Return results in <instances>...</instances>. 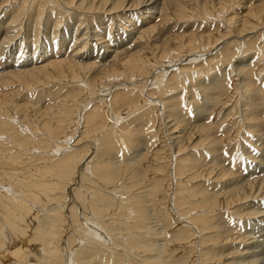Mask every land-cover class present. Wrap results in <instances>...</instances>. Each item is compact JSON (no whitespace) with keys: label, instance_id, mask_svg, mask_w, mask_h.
<instances>
[{"label":"bare ground","instance_id":"6f19581e","mask_svg":"<svg viewBox=\"0 0 264 264\" xmlns=\"http://www.w3.org/2000/svg\"><path fill=\"white\" fill-rule=\"evenodd\" d=\"M0 1V9H6L4 13L6 15L4 16L9 17V24L14 22L15 24L18 23L15 20H19L21 17L25 18L26 16H28V14H30L29 10L32 9L31 7H35L34 9L36 17L34 16V19H32L33 21L31 20L32 25H30L29 23L30 27L34 31V34L31 33L32 35H35V33L38 35V27L40 28V26L44 27L43 32L45 33V30H47L48 27H51L50 25L53 21L55 23H61L63 21L62 20L60 22L62 17L66 16L65 25L67 28H62L64 29V32L61 31L60 35L58 31L59 28H51L49 36H47L50 39V36L52 35L51 41H43L44 44H41V48L43 49L44 54L56 53V46H58H55V40H57L56 35H60V42H58L60 46H64V43H66L65 38H73V35H78L79 27L81 25L79 27L75 26L73 30L72 26L74 24L73 20H75L76 22H79L81 20V15L86 18L87 23L89 22V20H93L94 18L96 19L97 23L99 22V24H97L98 26L94 27L96 28V30L98 28L96 32H92L93 30H91V32L88 30L82 31V35L84 36L91 35L94 37L89 41L85 39V41L81 40L83 43H80V47L72 49L73 57L76 61H67L62 59L57 60L55 58L56 61L39 66H33L27 71H21L19 69L20 67L24 66L22 64H8L7 66H4L0 69V88H3V84H5V88L7 89L13 87L14 83H16V86L18 85L17 89H8L9 95L5 93L7 91L6 90L4 92L5 94H2L0 96V260L8 262L7 264H22L27 259H37L39 262L37 261L36 264H65V256L67 252L69 253L70 259H73V264H89L90 262L88 263V261H90L91 259H97V262L96 260L91 261V263L94 262L96 264H100L98 259H103L105 261V264H122L124 262L127 264H135L133 257H126L124 252L125 249L136 250L142 245L143 247H148L150 251H156L154 249H156L157 244L155 245L154 241L153 244L151 243L150 245H148L149 241H151L153 238L152 236L156 234V231H153L151 232L152 234H149L151 235L149 239L145 238L144 233L146 232H142L143 229H146L145 223L147 213H143V203H146L147 201L146 198H144L145 195H142L143 197H141V195L136 193L137 195H139L137 196L139 199H137L136 195L132 193L135 196L133 197L135 198V201L132 198L133 195L131 196V194V198L125 197L129 193V191H127L128 189L138 186V184L136 185V179L137 177H139V173L137 172L136 168H131V164L133 163L130 162L127 165L123 164L117 166V162L112 161L114 159L110 160L109 156H112L111 153L113 152V150L116 148V146H119L117 145L118 143L120 144V142H122L121 145L123 149H126L129 146L130 142H132L133 140V138L131 137V133L133 131L136 132L138 128H143L145 126L147 127L150 124L149 118L154 111H157V107L154 106L155 104H151L150 106L148 105V107L147 105H142L146 103L143 102V98H141L139 94L144 97L145 92L140 89H136V83L139 82H136L134 84L132 82V78H139L140 80L142 79L140 84L143 85V83H145L147 79L149 80L151 78L155 83L158 80L160 81L161 77H163V79L165 78V85L169 86L168 88H176V86L178 88H183L185 87L184 79H186L187 77V83L189 81H192V83H197L199 87L200 84L198 83V78L202 75L207 74L212 68H215L217 66L216 59L218 57L222 58V63L225 60V64H227L228 60L234 58L233 56L235 54L232 55L231 53V48L234 47V44L241 46L240 44L244 41V46L247 47L249 45H252V47H254L255 44L251 43L250 40L247 41V38L245 37V35L247 34L244 33H249L250 30V33L254 34V32H256L258 29H262V26L264 27V8L259 7L261 5H256L252 9L249 8V13L247 12V14H244L246 12L245 10H248V7L245 4L237 3L236 6H238V8L240 9H245V12L243 14L241 12H237L235 15H229L228 17L226 16L227 21L225 22H228L230 24L232 21V24H234H231L233 30L231 29L227 34H220L218 37L209 36L205 33L201 35H183L180 32L175 33L168 38L167 35L169 33V30L163 31V26L159 28L156 26V23H153L151 25V21H148L149 18H155L157 17V15H161L162 13L163 15H165L166 13H168L167 11H173L172 13L180 19H187L186 16H195L187 7L180 8L177 6H173V0H49V4H47V6L46 0H12L10 6H6V8V2L9 0ZM222 1L223 0H200L199 2H197V7H199L200 11L204 14H211L212 8L213 12L216 8V10H218L217 13H222L226 8H228V10L230 8L229 5H226V3H222ZM168 4L170 7L167 6ZM51 9L55 10L52 11ZM44 11L46 13L43 24L41 17H43ZM56 12L57 15L59 14V16L57 17V19L51 21L53 19L52 16H54V13ZM61 14L63 16L61 17V19H58ZM168 16L170 15L168 14ZM3 18L0 17V53L3 52V49L7 50L8 43L16 40L15 37L18 35L17 33L10 32V30H8L9 26L8 24L5 25ZM237 18H239V22H236ZM28 19L30 20V17H28L27 20ZM138 20L141 21V23L137 26ZM114 21L119 23V32L115 31V34H113V39L106 38L107 40H105L104 36L102 35L103 30L100 25H105L107 22L113 23ZM89 23L90 25L92 24L91 22ZM14 25H12V27ZM83 26L84 25H82V27ZM19 27L20 26H18V28ZM28 27L24 29H28ZM217 30L219 29L217 28ZM17 32L20 31L17 30ZM144 35L147 36V40H145L144 43L137 44L133 48L124 47L129 41H132L133 38H137L139 36L138 38L140 39V36L143 37ZM20 40H22V38ZM30 43H33L34 45V42ZM22 44V42H18V50L21 49ZM86 45L88 46L86 51L82 50ZM216 46H219L216 50L219 54H216L214 56H206L205 60L203 59V64L208 66V68H203L200 66L197 67L196 64L190 62L187 64H182L181 62V64H178L176 67L174 66V69L176 71L172 70V72L171 69L170 71L168 69L169 72H167V70H163L164 68L162 69V67L164 66L162 64L165 63L166 59H172L177 55L179 56V54H182L181 56H183L184 52H188L187 54H189L191 50L195 49H198L200 51H208L211 49L213 50L212 47ZM122 48L123 50L117 53L118 49L121 50ZM35 49L33 50L35 51ZM81 50L83 52H80ZM202 53H200L199 56H203L201 55ZM22 54L23 53H21L19 50L16 55V61L19 60ZM119 56L123 59L119 58ZM68 57H71V59H73V57L70 55ZM237 63L240 64L241 61L239 60ZM193 71H196L195 76H192ZM54 76L61 77V80L63 79L70 84L69 90H59L53 95L50 93L51 97L55 96L58 101H52L51 98H49L48 101H52V103L49 102V104L44 106H37V108H35V104L37 103L35 101H29L31 103L28 102L24 108L23 106H20V104H15L14 106L12 100L14 98V94L18 93L19 85L20 88L31 89L35 85L38 86L48 82ZM121 77L124 80H121ZM78 81L80 83L82 82L85 87H81L78 84ZM115 85H117V87ZM134 85L136 86V88ZM159 85L161 84L159 83ZM100 87L102 91H100ZM151 89L152 91H154V88ZM199 90L201 91V93H205L208 91L206 89L205 91H203L202 88H200ZM152 91L146 90L147 96L149 95L148 97L153 95L154 92L152 93ZM85 94H88V98L92 99L91 103L87 104L85 102ZM173 94L177 93L174 92ZM210 96L211 95H208L207 98H212V96ZM110 97L111 100L109 99ZM166 100H168V97L166 98ZM141 102L143 103L141 104ZM163 103H166V105H163V107H167L164 111L162 110L164 113H166V117L168 118L174 116V113L171 111L170 104L164 101ZM172 104L173 103L171 101V105ZM27 107H30V110H32V108L35 109L34 115H32L31 118V116L27 114V118L25 120L26 124L20 126V121H18L17 116L14 115L18 114V112H20L21 110L27 111L25 110V108ZM68 108H72V110L77 111L79 116V120L75 123V126H72V128H67L65 126L67 125L65 115H68V112H71V110ZM55 111L56 116L55 119H53L54 116H52L51 114ZM108 111L111 113L112 119L115 121V123L117 119L121 117L120 119L123 120L120 123L121 126L112 128L111 125L106 124L108 123L107 121L109 119ZM123 111H126V114L123 116H119V113ZM140 111L142 113L141 116L136 117V115ZM35 114H37V117H35ZM133 116L136 117H134L135 120L139 121H135V125L132 122L133 126H131V122H128V119L132 118ZM174 117V119L177 118L176 116ZM39 118H42L40 122H43V125H45L40 130L41 132H43V137H39L38 134L39 126L37 124V120H40ZM80 120H82L81 122L84 123L82 124L83 129L79 133L81 134L80 138L72 141L71 139L73 133L76 131L77 124L78 122H80ZM170 121H168V124L170 123ZM60 124H63V126H61ZM172 125L173 124L169 126L166 124L165 128L167 127L166 131L167 129L168 131L170 130L167 133L171 135L170 137L172 142L175 144V146H177L179 157H176L174 164H172L171 162L170 163L172 164V171L174 172V175L176 177L179 176L180 178H183L182 176H184L185 178L187 174L189 175L188 172L193 170V164L195 162H193V160L188 156L180 157V153L182 155V152H184L188 147L186 145L183 146L182 144V140L185 139L188 129L185 128L184 132L183 127H179V129H176L177 125L172 129ZM144 130L141 129V131ZM99 132H102V134H100L99 137H96ZM160 132L161 131H156L155 133L153 131L151 135L154 137ZM139 134L135 135L134 133V136H136L140 141L141 139H139ZM95 137L96 139H94ZM92 140H96V148L93 151L94 155L92 153L93 156L91 155L90 160L86 165L80 166V161L83 160V158L88 153L90 148L89 146L91 145L90 141L92 142ZM118 140L121 141L116 143ZM81 141L83 143L84 141H86V143L75 150L74 146L80 145ZM198 141H200V139H198ZM93 143L94 142H92V144ZM198 144V142L195 143V145L197 146ZM32 147H36L37 149ZM141 147L143 146H140V149ZM138 151H136L137 154ZM155 151L156 152H154L153 154L151 153L152 155L149 156L147 161L153 163V161L158 162L159 160L164 159V157L159 156V153L162 152H158V150ZM118 152L121 151L119 150ZM194 159H196V157ZM122 161L123 158L121 157V160L119 162ZM197 161L198 159L196 160V162ZM159 164L149 165V167L147 166L145 170V172L147 171L146 173L154 172L156 174H163L161 178L156 180L154 179V181L149 184V187L151 185L155 193L167 191L169 187L168 181H170L168 175L169 164L168 166L164 163L160 165ZM79 167V171L82 172V174L80 173V176L78 175L79 178L77 179V184L79 183V186L73 193L74 196H71L68 205L66 204V206L63 203L61 204V202L66 201V187L73 181L74 175L77 173ZM172 171H170L171 175ZM126 180H128V182H126ZM184 181L182 179V181L180 180L176 185L179 191H176L175 194L179 196H174L171 194L170 195L178 197V199H175V205L173 204L174 208L176 210H183V208H185V210L181 212L188 215L192 213V210L198 211L201 206H199V204L203 203L204 201L207 202L209 198L202 197L201 200H196V202H194L193 200H188L189 196H198L197 191L199 190V188L198 190L191 189L186 185V183H183ZM254 181H256V183ZM254 181L250 183L252 184V186L250 187L249 191L239 186V188L234 193L236 200L241 199L245 202L247 201L245 200L246 198L248 199L251 196H257L259 191L260 194L262 193V191V195L264 194V184L262 185L260 182L262 181L263 183L264 181ZM73 182H75V180ZM171 182L172 181H170V183ZM236 184H238V182ZM76 185L74 187H76ZM111 186L114 187L112 188ZM215 186L216 185H214V187ZM114 188L118 191V193L116 191L117 194H112L111 191ZM133 189L134 188H132V190ZM124 190L128 192L127 194H124L125 196H123L125 197L123 198V201L127 202V204L125 205L120 200L122 199L121 193L126 192ZM145 192L146 191H142L140 193L145 194ZM215 193L213 194V196L215 195ZM131 199L133 201H130ZM162 202V199L155 200L154 208L157 213L163 214V216L165 215L163 217L164 219H169L170 214L167 212L169 209L165 210ZM226 203L225 205H227ZM79 206H81V209L82 211L84 210V212L85 210H89L92 218H94L93 220L95 222V225H99L102 227L104 226V229L102 228L103 231H98V234L95 231V234L93 232V228L89 229L80 223V218L77 215ZM202 215L197 212L196 214L192 213L189 215L190 218L188 219L189 222L194 224L193 226H198L195 227V229H199L200 233H202L199 238L200 240L198 241L200 245L204 246L210 242H213V236H215V234H217V236H220L219 238H217V242L226 241L227 239L234 240L236 238L237 234L236 236H233L231 234V236L225 231L221 232L224 233L222 235L218 234L219 232L215 234L207 233V231H209L211 227L207 225L205 216ZM85 216L87 215H83V220H86ZM78 224L83 226L82 229H88V231H91V233L93 234H91L90 236H93V238L84 235L83 241L80 242L77 248L72 250L71 246L73 242H75L76 238L84 233V231L76 228V225ZM90 224H92L91 221ZM177 225L178 224H176V226ZM68 227L70 229H68ZM75 229L78 231L77 234L74 232ZM180 230L181 231L178 233L175 232L176 234L173 236L172 240H187L191 235H193L191 228L185 229L184 227L183 230ZM258 230L259 232H261L259 236H262L264 238V226L260 227ZM113 233H117L118 235L120 234L122 236L115 237L111 235ZM104 236L107 240L103 238ZM247 239H245L246 242L248 241ZM63 240H65V246L62 242ZM246 242L240 241V244H245L244 248L241 247V250L243 249L242 252L240 250L241 254H243L241 256L247 259H251L253 257L254 259H260V253H255L253 250L251 251V253L249 252V247L252 246L251 241H249V243ZM214 245L215 244L213 243V246ZM224 245L226 244L224 243ZM263 245L264 242L260 241V244H256L255 247H260V249H263ZM213 246L212 249L215 248H213ZM234 248L236 249L238 247L235 246ZM36 249H41V254H37L38 251L36 253ZM212 251L213 250L210 251V249H207V251L201 252V258L199 259H211L208 257H213L211 255L213 253ZM155 253L154 255L151 254L153 257H150L148 254L147 255L149 257H144L145 255L143 257L144 259L149 260L157 259L156 257L157 255L159 256V254H157V251ZM190 256L191 254L189 255V257ZM188 258H186V260Z\"/></svg>","mask_w":264,"mask_h":264},{"label":"rangeland","instance_id":"374dc122","mask_svg":"<svg viewBox=\"0 0 264 264\" xmlns=\"http://www.w3.org/2000/svg\"><path fill=\"white\" fill-rule=\"evenodd\" d=\"M11 1L12 0H9L6 2L5 8H6V6H10ZM199 1L200 0H182V1L181 0H176V1L173 0L172 1L173 6H177L180 8L181 7H187L189 10L192 11L191 13H193V15H195L194 17L186 16L187 19L186 18L180 19L175 14L172 13L173 11H167L168 13H166L165 15H163V13L161 15L159 14L155 18H153V17L149 18L148 21H151V23H150L151 25L153 23H156V26L159 28H161L163 26L162 27L163 31L169 30V33L167 35L168 38H169V36H172L173 34L180 33V32L183 35H185V34L186 35H188V34L189 35L190 34L191 35H193V34L201 35V34L205 33V34H208L209 36L218 37L220 34H227L230 32L231 29L233 30L232 25H234V24H232V21L230 24L228 22H225V21H227V17L229 15H235L237 12H241L243 14L245 11L246 12L244 14H247V12L249 13V10L252 9L256 5L257 6L261 5L259 7L264 8V0H226V1L223 0L222 3H226V5H229V7H230L229 10H228V8H226L224 10V12H222V13L218 12L217 13L218 10H216V8H215L214 9L215 11L213 12V8H212L211 14H204L200 11V8L197 7V2H199ZM48 2H49V0H46V6H47V4H49ZM177 3L179 4V6ZM237 3L245 4L248 7V10L238 8V6H236ZM167 6H169V4ZM240 6H242V5H240ZM31 8L32 9L29 10L30 14H28V16H26L25 18L21 17L19 20H15L16 22H18L16 24L14 21H13L14 23L9 24V17L4 16V15H6V14H4L6 9H3V10H1L2 8L0 9V17L1 18L4 17L3 20H4L5 25L8 24V26H9L8 30H10V32H14V33L18 34L15 37L16 40H13V41L8 43L7 50L3 49V52L0 53V69L3 68L4 66H7L8 64H12V65H21L22 64L24 66L20 67L19 69L21 71H25V70L27 71L33 66H39L42 64H47V63L56 61V59L57 60L62 59V60H67V61H69V60L76 61L73 57V50L72 49H75L76 47H80V43L81 44L83 43L82 41H85V40L89 41L90 39H93V37H94L91 35H85L84 36V35H82V31L88 30L91 32V30H93L92 32H96L98 30V28H97V30H96V28H94V27L98 26L97 24H99V22L97 23L95 18L93 19L94 21L89 20V22L92 23L90 25L89 22H88L89 24L87 23L86 18L81 15L82 16V17L80 16L81 20L79 19L80 20V21L78 20L79 22H76L75 20H73L74 24L72 26V30H73V28L75 26L79 27L81 25L79 27L78 35L75 36L72 34L74 36L73 38H65L66 43H64V46H60V44L58 42H60L59 39H60L61 31L64 32V29L67 28L65 25L66 16H63L62 14L60 15V17L58 19H61V17L63 16L62 19L60 20V22L62 20L64 22L63 21L61 23L56 22L57 26H58L57 27L56 23L53 20L57 19L59 14L57 15V12L54 13L55 17L52 16L53 19L51 21H53V22L50 25L51 27L50 28L48 27L49 30L48 29L45 30V33H44L43 32L44 27L39 25L40 28L38 27L39 30L37 29L38 35L36 33H35V35H32V34H34V31L30 27V25H32L31 24L33 21L32 19H34L33 18L34 16L36 17V13H35V9H34L35 7L33 6ZM51 10L53 11L55 9H51ZM45 13L46 12L44 11L43 17H41L42 21L44 20ZM168 14L170 16H168ZM28 17H30V20L29 19L27 20ZM141 19H143V18H141ZM106 20H107V18H106ZM98 21H99V19H98ZM81 22H84V23H81ZM236 22H239V18L236 19ZM29 23H30V25H29ZM140 23H141V21L138 20L137 26ZM43 24H44V21H43ZM93 24H95V25H93ZM12 25H14V26L12 27ZM82 25H84L85 27L84 26L82 27ZM89 25L92 28H90ZM101 25H104V24H101ZM101 25H100V27L103 30L102 35L104 36L105 40H107L106 38L113 39V37H114L113 34H115V31L119 32V29H120L118 26L119 23L116 21H114L113 23L107 22L104 26H101ZM18 26H20V27L18 28ZM27 27H28V29H24ZM215 27H217L219 30H217V28H215ZM51 28L52 29L53 28L54 29L59 28L58 31H59L60 35H56L57 40H55L56 41L55 46L56 45H58V46H56V48H57L56 53L44 54L43 49L41 48V46H42L41 44H44V42H47V41H51L52 35L50 36V39L47 37V36H49ZM62 28H64V29H62ZM261 28L262 29H258L256 31L258 33L254 32V34H251L250 30H249V33L248 32L244 33V34H247V35H245V37L247 38L246 40L247 41L250 40L251 43L255 44L254 47H252V45H249L247 47L244 46L245 45L244 41H243L244 44H243V42L240 44L241 46L234 44V47L231 48L232 52L230 51L232 53V55L235 54L233 56L234 58L228 60L227 64H225L226 61L224 60L222 63V58L218 57L216 59L217 60L216 65L217 66L215 68H212L210 70V72H208L207 74L202 75L201 77L198 78V83L200 84L199 87H198L197 83H194V82L192 83V81H189L187 83V77H186V79H184L185 80L184 81L185 87H183V88H180V87L178 88L177 86H176V88L175 87L174 88H168L169 86L165 85L166 82H165V78L163 79V77H161L160 81L158 80L161 85H159L158 81H156L157 83L156 82L154 83L151 78L149 80L147 79L148 81L146 80V82L143 83V85L140 84L142 79L140 80L139 78H134V79L132 78V80H133L132 82L134 84L136 82H139V83H136L137 88L134 85L135 88L138 90L140 89L143 92H145L144 97H142L141 94H139V96L141 98H143V102L146 103V104H142L143 102H141V104L145 105V106L147 105V107H148V105L150 106L151 104H155L154 106L157 107V111H154L151 114V117L149 118L150 124L148 122L149 125L147 127L145 126L143 128L142 127L138 128L136 130V132L133 131L131 133L132 134L131 137L133 138V140H132V142H130L129 146L126 149H123V147L121 145L122 142H120L121 140L120 141L118 140L116 143L120 142V144L119 143L117 144L119 146L118 147L116 146V148H115L116 150L114 149L113 152L111 153L112 156H109L110 160L114 159L112 161L117 162V166H120L123 164L127 165L130 162L133 163V164H131V168H136L137 172L139 173V177H137V179H136V185L138 184V186L132 187V188H134L133 190H132V188L128 189L127 191H129V193L126 190H124L126 192L121 193L122 199H120V200L125 205V204H127V202H124L123 198H125V197L131 198V196L133 194H135L136 198L139 199L137 196L141 195V197H143L142 195H145L144 198H146L147 201H146V203H143V209H144L143 213H145V212L147 213V214L145 213L146 214V223H145L146 229H143L142 232L143 231L146 232V233H144L145 238L149 239L151 236L149 234H152L151 232L156 231V234H155L156 236L155 235L152 236L153 238L151 241H149L148 245H150L151 243L153 244V241H154L155 245L156 244H157V246L159 245L158 247L156 246V249H154L157 251V254H159V256L157 255V257H156L157 259H150V260L144 259V257H149V256L151 257L152 255H154V253L156 251H150L148 249V247L146 248V247H143L142 245L140 248H137L136 250L125 249L124 252H125L126 257H128V256L133 257L135 264H264V253H263L264 252L263 251L264 245L262 246L263 249L262 248L260 249V247H255L256 244H260V241L264 242V238L262 236H259V234H261V232H259V230H258L260 227L264 226V194L262 195L263 191L261 194L259 191V193H258L259 195L257 194V196H255L256 199L254 196L253 197L251 196L248 199L246 198L245 200H247V201H245V202H244V200H241V199L236 200V197L234 194L236 192V190L239 188V186L241 188L247 189L249 191L250 187L252 186V184H250V183H252L254 180H257V181L263 180L264 181V156H263L264 154H262V153H264V27L262 26ZM30 29H32V30H30ZM94 29H95V31H94ZM13 30H15V31H13ZM17 30L20 32H17ZM30 31H32V32H30ZM68 31H69V28H68ZM46 33H47V35H46ZM231 33H233V32H231ZM21 34H23V35H21ZM42 34H44V35H42ZM27 37H28V39H27ZM42 37H43V39L44 38L45 39L43 40ZM138 37L137 38L135 37L136 39L133 38L132 41H129L124 47L133 48L135 45L140 44V43H144V41L147 40L146 35H144L143 37L140 36V39ZM21 38H22V40H20ZM30 39H31V41H30ZM137 39H139V40H137ZM251 39L252 40L254 39V40L252 41ZM19 41L23 43L21 46V49H19L20 52L23 54L21 55L19 60L16 61V55L19 52V50L17 49V45H18ZM29 41L34 42V45L36 44L37 46L36 45L34 46L33 43H30ZM196 42H198V41H196ZM30 44H31V46H30ZM71 44H72V46H71ZM24 45H25V48H24ZM35 47H36V49H35ZM87 47L88 46L86 45L82 50L86 51ZM218 47L219 46L212 47L213 50L211 49L208 51H200L198 49H195V50H191L189 52V54H187L188 52H184L183 56H181L182 54H179V56L177 55L178 57L176 56L172 59H166L165 63L162 64V65H164L162 67V69L164 68L163 70L164 71L167 70V72H169L170 69H171V71L172 70L176 71L174 69V66L176 67L178 64H181V62H182V64H187L190 62V63L196 64L197 67L200 66L203 68H206V67L208 68V66L203 64V62H204L203 59L205 60L206 56H210V55L214 56L216 54H219L216 51ZM13 48H14V50H13ZM248 48H251V49H248ZM33 49H35V51ZM82 50L80 52H83ZM122 50H123V48L121 50L118 49L117 53L119 51L121 52ZM200 53H202L201 55H203V56H199ZM69 55L72 56L73 59H71V57H68ZM192 55H194V56H192ZM120 56H122V55H120ZM120 56H119V58H121ZM122 57H124V56H122ZM177 58H179V59H177ZM121 59H123V58H121ZM110 60H111V58H110ZM239 60L241 61L240 64L237 63ZM116 62H117V60H116ZM118 63H119V61H118ZM82 64H83V61H82ZM168 69H169V71H168ZM0 72H1V70H0ZM32 72H34V71H32ZM195 74H196V71H193L192 76H195ZM120 79L124 80L122 77ZM150 83L153 85V87ZM78 84L81 87H85V85L82 82L80 83L78 81ZM17 86H16V83H14L13 87H10L8 89L9 90L11 88L17 89ZM69 86H70L69 82H66L63 79L61 80V77H58V76L52 77L51 80H49L48 82H46L44 84H41L38 86L35 85L34 87L31 88L32 90L30 88H20V85H19L18 93L14 94V98H13L12 102H13L14 106H15V104L16 105L20 104V106H23V108H24L25 105L29 101H35L37 103L35 104L36 107L35 106L34 107L37 108V106H44V105L49 104V102L52 103V101H58V99L55 98V96L51 97L50 93L53 95L54 93L58 92L59 90H63V89L69 90V88H70ZM115 86L117 87V85H115ZM2 87L3 88H0V96L2 94H5V93L9 95V91L7 88H5V84H3ZM140 87H143V88H140ZM151 88H154L153 89L154 91H152ZM200 88H202L203 91H205V89L208 91L205 92L206 94L201 93V91L199 90ZM99 89H100V91H102L101 87ZM146 90H151L152 93L154 92L153 95L148 97L149 95L147 96ZM13 91H16V90H13ZM39 91H40V93H39ZM174 92L177 94H173ZM85 95H86L85 102L87 104L91 103L92 99L88 98V94H85ZM208 95H211L212 98H210V99L207 98ZM167 97H168V100H166ZM49 98H51L52 101H48ZM169 98H170V100H169ZM88 99H89V101H88ZM109 99L111 100V97ZM163 101L168 102L170 104L171 111L174 113V116L177 117L176 119H174L175 118L174 116H171L168 118L166 117V113H164L163 111L167 107H163V105H166V103L164 104ZM171 101L173 103L172 105H171ZM148 102H149V104H148ZM29 103H31V102H29ZM173 105H174V107H173ZM68 109H70L71 112H68V115H65V119L67 121V125H65V126L67 128H72V126H75V123L79 120V116H78L77 111L72 110V108H68ZM25 110H27V111L21 110L20 112H18V114L14 115V116H17V120L20 121L19 122L20 126L26 124L25 120L27 118V114L30 115L31 118H32V115H34L35 109L32 108V110H30V107H27V108H25ZM141 111H145V110H141ZM141 111L138 112L136 117L141 116V114H142ZM146 111H147V109H146ZM119 114H120L119 116H123L126 114V111H123ZM51 115L54 116L53 119H55L56 111L53 112ZM108 115H109L108 116L109 119L107 121L108 123H106L107 125H111L112 128L113 127L116 128L118 126H121L120 123L123 121L120 119L121 117L118 118L116 123H115V121L112 119V115L109 111H108ZM35 117H37V114H35ZM134 117L135 116L128 119V122H131V126H133V124L135 125V121L136 122L139 121V120H135L136 117L135 118ZM41 119L37 120V122H38L37 124L39 126V128H38L39 129V131H38L39 137H43V132H41L40 130L43 126H45V125H43V122H40ZM170 119H171V121H170ZM167 120L170 121L171 124H173L171 126L172 129L175 128L176 125H177L176 129H179V127H183L184 132H185V128L188 129L187 134L185 136V139L182 140L183 146L186 145L188 147L186 148V150L184 152H182V155L180 153V157H184V156L190 157V159H192L193 162L195 161L193 166H194V168L195 167L196 168L195 169L193 168V170L189 171L188 172L189 175L187 174L185 176V178H184V176H182L183 178H180L179 176L176 177L174 175V172L172 171V168H173L172 164H174L176 157H179L178 156L179 154L177 152V146H175V144L171 140V137H170L171 135L169 133H167L170 130L168 131V129H167V131H166V128H167V127L165 128L166 124L169 126L171 125L170 123L168 124ZM81 121L82 120H80V122H78V124H77V129L73 133V136L71 139L72 141L76 140L77 138H80L81 134H79V133L83 129L82 124H84ZM132 122H133V124H132ZM153 124H155V125H153ZM60 125L63 126V124H60ZM78 125H79V127H78ZM141 129L142 130L145 129V130L141 131ZM152 130L155 133H156V131H161V132L153 137L151 135L153 132ZM140 131L142 134L140 133ZM150 131H152V132H150ZM144 132H146V133H144ZM134 133H135V135L140 133L139 134V136H140L139 139H141L140 141L138 140V138L136 136H134ZM100 134H102V132H99L96 137H99ZM96 137L94 139H96ZM189 137H190V139H189ZM144 139H146L147 141ZM198 139H200V141H198ZM72 141H71V143H72ZM92 142H94V143L92 144ZM92 142L90 141L91 145L89 146L90 147L89 151L86 154V156L83 158V160H81L82 162L80 161V164H79L80 166L86 165L88 163V161L90 160V157L96 148V140H92ZM197 142L199 143L198 146L195 145V143H197ZM85 143H86V141H84V143L81 141L80 145H75L74 146L75 150L80 148V146L84 145ZM94 145H95V147H94ZM140 146H143V147H141V149H140ZM32 148H36V147H32ZM118 148L121 152H118L119 151ZM155 150H158V152H162V153H159V156L164 157V159L159 160L158 162L153 161V163H151L150 161H147V160H148L149 156H151L154 152H156ZM136 151H138V154ZM93 155H94V153H93ZM112 157H114V158H112ZM121 157L123 158L124 162L123 161L119 162L121 160ZM195 157H196V159H194ZM197 159H198V161L196 162ZM159 163L160 164L164 163L167 166L169 164L168 175H169L170 181H172V182L170 183V181H168L169 187H168L167 191L155 193L153 191L151 185L149 187V184L151 182H153L154 179L156 180V179L161 178L163 176V174H160V173L156 174L154 172L146 173L147 171L145 172V170H146L147 166L149 167V165H158ZM155 167H157V166H155ZM199 168H201V169H199ZM79 170H80V167H79L77 173L74 175L73 181L75 180V182L72 181L71 184L67 185L66 190H65L66 191L65 193L67 195L65 197L66 201L61 202V204L63 203L64 205H66V204L68 205L69 200L71 199V196H74L73 193L76 191V189L79 186L78 185L79 183L77 184V179L82 174V172H80ZM170 171H172V175H171ZM145 175H146V177H145ZM182 179H183V181L185 180L183 183H186V185L189 188L194 189V190H198V188H199V190L197 191L198 196L197 195L196 196H193V195L189 196L188 200H190V201L193 200L194 202H196V200H201L202 197L209 198V200L207 202H205V201L203 202L204 204L203 203L199 204V206L200 205L201 206H200V209H198V211H195V210L191 211L193 214H196V212H197V213H200L201 215L203 214L202 216H205V221L207 222V225L209 227H211V229L209 231H207V233H214L215 234V233L219 232L218 234L222 235L224 233H221V232L225 231L229 235L232 234L233 236L234 235L236 236V234H237V236H236L237 239L235 238L236 241H235V239L234 240L233 239H227L226 241H218L217 242L216 240H218L217 238H219L220 236L219 235L217 236V234H215V236H213V238H214L213 242H210L204 246L199 244L198 241L200 240L199 238H200V235H202V233H200L199 229H197V228L195 229V227H198V226H193L194 224H192L191 222L188 221V219L190 218L189 215L192 213L187 215L186 213L181 212V211L185 210V208H183V210H176L174 208L175 199L176 198L178 199V197H174V196L176 195L175 194L176 191H179L176 185L180 180L182 181ZM126 182H128V180H126ZM237 182H238V184H236ZM254 182L256 183V181H254ZM260 182L262 185L264 184V182L263 183H262V181H260ZM75 185H76V187H74ZM214 185H216V186L214 187ZM111 187L113 188L114 186H111ZM244 189H242V190H244ZM114 190H115V192H114ZM116 191L117 190L114 188V189H112L111 192H112V194H115ZM142 191H146L145 194L140 193ZM151 191H152V194H151ZM117 193H118V191H117ZM136 193L139 195H137ZM214 193H215V195L213 196ZM124 194H127V196H125ZM130 194H131V196H130ZM170 194L174 195V196H171ZM252 195H254V194H252ZM123 196H125V197H123ZM176 196H179V195H176ZM211 196H213V197H211ZM133 197H135V196L133 195L132 198ZM67 198H68V200H67ZM133 199L135 201V198H133ZM160 199L163 200L162 203H163L164 209L165 210L169 209L167 212L170 214V217H169V219L166 218L168 220L164 219L163 217L165 215L163 216V214L157 213V211L154 208L155 200H160ZM172 200H173V202H172ZM130 201H133V200L131 199ZM225 203L227 205H225ZM210 205H212V206H210ZM65 208H64V211H65ZM84 214L87 215V216H85L86 220H83ZM164 214H166V213H164ZM77 215L80 218L79 219L80 223L89 229L93 228L94 233H95V231H96V233L98 231H103L104 226L102 227L99 225H95V222L93 220L94 218H92V215L89 213V210H85V212H84V210L82 211L81 206H79ZM250 218H251V220H250ZM90 221L92 224H90ZM167 221L168 222L171 221V222L168 223ZM85 222H87V223H85ZM136 222H137V220H136ZM142 223H143V221H142ZM176 224H178V225L176 226ZM82 225H79V224L76 225V228L84 231V233L82 235H80L78 238H76L75 242H73V244L71 246L72 250L77 248L78 245L80 244V242L83 241L84 235L87 237L93 238V236H90L93 233H91V231H88V229H85L86 231L84 229H82L83 228ZM167 226H169V227H167ZM184 227H185V229L191 228L193 235H191L190 238L187 240H181V239H179L180 241L172 240L173 236L176 234L175 232H177V233L180 232L181 231L180 229L183 230ZM68 229H70V228L68 227ZM190 231H188V232H190ZM74 232L77 234L78 231L75 229ZM157 233H158V235H157ZM111 235L115 236V237L122 236L120 234L118 235L117 233H113ZM103 238L106 239L105 236ZM245 239H247L248 241L246 242ZM229 240H230V242H229ZM240 241H242V242L244 241L246 243H249V241H251L252 246L249 247L250 248L249 252L251 253V251L253 250L255 253H257V252L260 253V255H261V256L259 255L260 259H254V257L251 259H249V258L247 259L245 257H242L241 255H243V254H241V252L243 251V249L241 250V247L244 248L245 244H240ZM62 242L65 246V243H64L65 240H63ZM213 243L215 244L214 246H213ZM224 243L226 245H224ZM212 246H213V248L214 247L215 248L212 249ZM235 246L238 248L235 249L234 248ZM70 248H68V249H70ZM207 249H210V251L213 250L212 251L213 253L211 252L212 253L211 255L213 257H208L211 259H199V258H201V256H200L201 252L207 251ZM39 250H40V253H39ZM39 250L36 249V253L38 251L37 254H41V249H39ZM240 250H241V252H240ZM137 253H138V255H137ZM190 254H191V256L189 257ZM140 256H141V258H140ZM65 258H66L65 264H73V261H72L73 259H70L69 253L66 252ZM186 258H188V259L186 260ZM123 259H124V256H123ZM33 260L27 259L22 264H33V262H34V264H36L38 261L37 259H33ZM95 260L97 262V259H91L90 261H88V263L90 262L89 264H96L94 262L91 263V261H95ZM98 260H99L100 264H105V261L103 259L102 260L98 259ZM7 263L8 262H4V261L0 260V264H7ZM122 264H127V263L124 262Z\"/></svg>","mask_w":264,"mask_h":264}]
</instances>
